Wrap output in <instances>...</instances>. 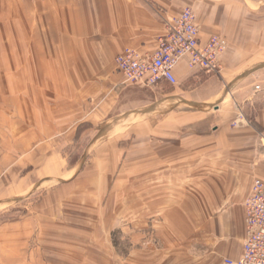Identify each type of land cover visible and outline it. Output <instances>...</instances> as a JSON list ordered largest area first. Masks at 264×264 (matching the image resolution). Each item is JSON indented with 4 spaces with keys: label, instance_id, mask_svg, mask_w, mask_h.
I'll use <instances>...</instances> for the list:
<instances>
[{
    "label": "crops",
    "instance_id": "0c3cea01",
    "mask_svg": "<svg viewBox=\"0 0 264 264\" xmlns=\"http://www.w3.org/2000/svg\"><path fill=\"white\" fill-rule=\"evenodd\" d=\"M260 2L216 0L215 14L229 21L264 18V12L256 11L261 7ZM184 7L178 5V0H0V84H8V93L0 86V202L17 197L16 193L27 186V182L19 186L13 182L8 187L17 168L12 174L3 173L4 163L17 167L18 162L14 118L18 113L16 84L20 81L45 84L40 91L41 102L32 92L30 97H25L28 108L25 114L34 116V109L39 108L42 126L56 124L53 129L56 131L65 124L66 95L64 91H57L56 95L49 96L46 84L66 82L74 84V88L77 85L79 90L81 83L89 84L87 95L92 93L97 99L108 88L110 91L118 87L128 89L130 85L122 84L121 76L115 71L116 55L124 50L152 54L158 41L166 36L170 20L179 16ZM212 12H205L204 19L195 14L203 44L221 29L218 27L220 18L212 16ZM259 43L264 46V39L255 40L253 48ZM261 69H264V58L250 63V68L241 71L233 83L247 81ZM174 75L178 83L203 87L206 95L202 98L211 96L209 89L216 83L214 75L187 70L184 60L176 67ZM105 83L110 86L104 87ZM163 86L169 85L146 89L162 90ZM243 95L237 114L242 120L235 121L234 128L228 121L230 115L220 114L221 108L210 124L204 117L175 125L186 129L182 137L201 141L211 135V142L217 137L221 140L209 145L207 141L194 144L193 140L183 139L184 143L178 144L185 147L183 153L178 155L175 146L170 147L168 156H162L163 162L188 164L180 169L183 173H189V163H199L194 170L197 171L196 182L176 196H162L153 202L157 213L151 222L159 225L154 226L151 238L145 237L142 231L144 221L133 222L135 231H130L127 223L123 231L133 246L119 264H222L226 259L237 261L240 258L245 235V200L253 180L264 181V105H258V96L252 88L243 90ZM49 97H55L51 99H55L56 108L50 107ZM67 99H72L71 94ZM177 102L179 99L168 97L161 103L165 106ZM89 107L87 113L102 108L97 102ZM80 110L69 115L85 113L84 109ZM177 110L178 107L170 110V114L195 115L187 111L178 114ZM109 112L110 109L105 115ZM5 115L14 116L9 120L3 117ZM28 121L32 130L33 119L28 118ZM32 139L33 136L25 135L24 147H31ZM210 146L216 149L211 154ZM209 161L214 165L210 166ZM210 169L213 174L207 176Z\"/></svg>",
    "mask_w": 264,
    "mask_h": 264
},
{
    "label": "rangeland",
    "instance_id": "374dc122",
    "mask_svg": "<svg viewBox=\"0 0 264 264\" xmlns=\"http://www.w3.org/2000/svg\"><path fill=\"white\" fill-rule=\"evenodd\" d=\"M186 1L178 0V5H185L184 9L189 8L193 14L197 12L202 19L205 12L213 11L212 16L220 18L221 29L210 37L226 40L227 48L219 57L220 70L211 74L216 83L209 89V98H202L206 92L199 84L177 82L174 87L163 86L162 90L153 91L137 85H130L128 89L118 87L114 91L108 88L97 99L92 93L87 95L89 84L81 83L79 90L71 83L50 82L46 84L49 96L56 95L57 91H64L66 95L65 124L55 131L56 124L49 128L42 126L39 108L34 109V116L25 114L28 111L25 97H30L32 92L41 102L40 91L45 84L24 81L16 84L18 113L3 117L15 118L18 162L17 167L4 163L3 173L12 174L17 168L8 187L13 182L17 186L27 182V186L16 193L17 197L0 202V264L121 263L133 246L123 231L127 223L130 231H135L133 222L144 221L142 231L145 237L151 238L154 226L159 225L151 222L157 213L153 202L162 196H176L196 182L194 170L199 163H189V173H183L180 169L188 164L163 162L162 156H168L170 147L175 146L178 155L183 153L185 147L178 146L184 143L183 139L193 140L194 144L207 141L209 145L221 140L217 137L211 142V135L201 141L182 137L186 129L175 125L204 117L210 124L221 108L220 114L230 115L228 121L234 128L235 121L242 120L237 114L243 90L250 88L258 96V105H264V69L247 81L233 83L241 71L250 68V63L264 58L262 44L253 48L255 40L264 39V18L229 21L215 14L216 0ZM256 1H261L256 11L264 12V0ZM0 86L8 93L7 82ZM69 94L72 99H67ZM168 97L179 102L164 106L162 103ZM49 98L52 108L55 99L51 98L55 97ZM96 102L102 108L87 113L89 106ZM176 107L178 114L187 111L195 115L170 114ZM78 109H84L85 113L69 115ZM28 118L33 119L32 130ZM36 120L39 122L35 123ZM174 127L176 131L170 130ZM1 130L4 132V128ZM25 135L34 137L31 147H24ZM212 151L216 149L210 146V154ZM206 174L211 176L213 172L210 169Z\"/></svg>",
    "mask_w": 264,
    "mask_h": 264
},
{
    "label": "built area",
    "instance_id": "2783aa9c",
    "mask_svg": "<svg viewBox=\"0 0 264 264\" xmlns=\"http://www.w3.org/2000/svg\"><path fill=\"white\" fill-rule=\"evenodd\" d=\"M223 37L211 36L201 43L195 14L185 8L168 23L167 34L158 41L152 54L124 50L114 58L115 71L122 84L155 88L162 84L176 86V67L185 61L187 70L216 74L219 57L226 50ZM258 89V87L256 88ZM244 240L237 261L222 264H264V181L255 179L245 200Z\"/></svg>",
    "mask_w": 264,
    "mask_h": 264
}]
</instances>
